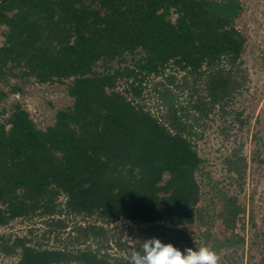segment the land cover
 <instances>
[{
    "label": "trees",
    "instance_id": "trees-1",
    "mask_svg": "<svg viewBox=\"0 0 264 264\" xmlns=\"http://www.w3.org/2000/svg\"><path fill=\"white\" fill-rule=\"evenodd\" d=\"M241 11L239 0H0V82L69 80L72 98L45 128L19 102L0 120V227L39 212L58 240L1 234L9 264H125L105 237L121 220L196 249L181 227L200 197L196 128L244 84ZM227 161L241 177V159ZM241 211L224 197L219 218L233 232Z\"/></svg>",
    "mask_w": 264,
    "mask_h": 264
},
{
    "label": "rangeland",
    "instance_id": "rangeland-1",
    "mask_svg": "<svg viewBox=\"0 0 264 264\" xmlns=\"http://www.w3.org/2000/svg\"><path fill=\"white\" fill-rule=\"evenodd\" d=\"M239 1L242 11L235 25L245 37L242 52L244 84L228 99L225 111L215 107L196 128L200 133L195 142L201 162L195 177L200 197L193 221L181 227L192 236L195 248L208 246L214 249L221 258L220 264H264V0ZM5 30L6 26L1 25L0 45ZM130 58L126 56V62L129 63ZM17 81L0 82V93L4 94L0 98V120L6 119L12 105L19 102L37 127L45 128L53 123L58 109L72 103L67 93L69 80L38 83L30 78L26 82ZM15 84L19 85L16 91L12 90ZM137 100L152 111L156 110L155 99L150 95ZM228 157L241 159L244 165L241 177L229 170ZM166 177L167 174L163 180ZM228 196L235 197L242 207L233 232L219 218L223 199ZM64 199V194H60L58 202L63 203ZM38 214L13 218L0 227V235L9 239L26 234L30 243L47 247L57 245L58 240L50 235L43 236L46 223ZM157 224L172 226L165 221ZM144 227L123 220L107 226L108 252L124 256L136 242L151 238L147 233L141 235ZM235 235L243 240L237 241ZM118 237L121 243L125 241L126 249L117 246ZM226 237L229 241L221 245ZM15 259L16 256L0 252V264H9Z\"/></svg>",
    "mask_w": 264,
    "mask_h": 264
},
{
    "label": "clouds",
    "instance_id": "clouds-1",
    "mask_svg": "<svg viewBox=\"0 0 264 264\" xmlns=\"http://www.w3.org/2000/svg\"><path fill=\"white\" fill-rule=\"evenodd\" d=\"M139 242V248L132 247L125 252V264H220L219 254L208 246L182 251L156 237Z\"/></svg>",
    "mask_w": 264,
    "mask_h": 264
}]
</instances>
